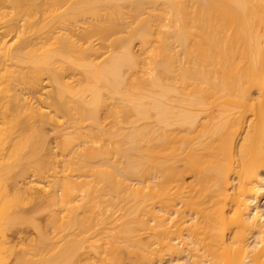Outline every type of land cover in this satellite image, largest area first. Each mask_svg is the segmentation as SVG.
Segmentation results:
<instances>
[{"label":"bare ground","instance_id":"bare-ground-1","mask_svg":"<svg viewBox=\"0 0 264 264\" xmlns=\"http://www.w3.org/2000/svg\"><path fill=\"white\" fill-rule=\"evenodd\" d=\"M122 253L264 264V0H0V264Z\"/></svg>","mask_w":264,"mask_h":264},{"label":"rangeland","instance_id":"rangeland-1","mask_svg":"<svg viewBox=\"0 0 264 264\" xmlns=\"http://www.w3.org/2000/svg\"><path fill=\"white\" fill-rule=\"evenodd\" d=\"M116 36H118V35H116ZM137 41L138 40L136 39L135 40L136 44L138 43ZM138 46H140V45H138ZM137 48H139V47H137ZM78 77H80V76L77 75L76 78H78ZM109 121H110V119H108V118L103 119L104 124L108 123ZM52 134H54V133H52ZM52 134L49 133V137L50 136L52 137V139H50V141H53L54 135L52 136ZM186 179H187V181H190L192 178L187 176ZM39 204L40 203H38V206H37V204H35V202H34L32 204H29V205L27 204L26 206H24L25 211L23 212V214L26 217H28L31 222L21 223L19 225H16L12 229L11 232H12V234H14V237L16 239H19V237H21L22 239H24V238L26 239V237H27L29 239L28 241H30V239H31V241H34L36 243V242H39V238H40L39 232H45L46 230H48V227L46 225V209L38 210L37 208L43 207ZM35 227H36V229H35ZM37 228L39 229V232H37ZM17 236H19V237L17 238ZM131 258L132 257L130 255H128L126 253H124V254L122 253V262L123 263L129 264Z\"/></svg>","mask_w":264,"mask_h":264}]
</instances>
